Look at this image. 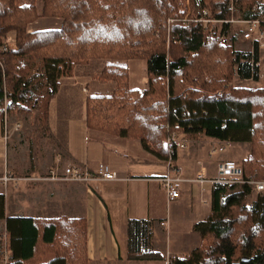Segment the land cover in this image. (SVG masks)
<instances>
[{"label": "trees", "instance_id": "trees-1", "mask_svg": "<svg viewBox=\"0 0 264 264\" xmlns=\"http://www.w3.org/2000/svg\"><path fill=\"white\" fill-rule=\"evenodd\" d=\"M255 0H42L41 15L62 19L58 29L28 31L38 13L33 0H0V120L5 113L38 109L48 118L50 100L76 65L106 60L100 76L108 95L85 99L88 130L139 139L165 162L173 133L247 143L244 179L264 180V79L256 87L233 84L234 72L257 80L249 54L220 45L209 17H229L230 5L251 18ZM15 33V49L2 38ZM258 61V50L254 52ZM145 61L147 87L134 88L123 60ZM258 69L255 70V72ZM6 102V103H5ZM175 154L172 155L174 159ZM247 183L211 186L210 213L193 225L199 245L168 264H264V194L251 204ZM6 264H88L83 219L38 220L5 216ZM127 257L160 261L153 249V222L127 221Z\"/></svg>", "mask_w": 264, "mask_h": 264}, {"label": "crops", "instance_id": "crops-1", "mask_svg": "<svg viewBox=\"0 0 264 264\" xmlns=\"http://www.w3.org/2000/svg\"><path fill=\"white\" fill-rule=\"evenodd\" d=\"M258 62L264 65V49L258 51ZM136 67L145 70L146 76L142 73L134 75V88L141 90L147 86L146 67L139 64ZM91 74L88 68L76 69L60 85L52 99L61 93L62 104L69 106L73 94L68 87L76 85L81 87L82 93H86L85 99L89 95H108L112 90L110 83L98 82L94 88L85 87ZM79 112L81 116L59 118L57 124L51 125L49 120L52 135L56 129L54 126L58 125L60 134L55 139L60 151L56 155L51 154L48 161L41 157L32 163L26 162L16 150L15 136L7 128L3 130L0 120V177L6 172L16 178L5 183L0 180L5 216L38 220L60 217L83 219L88 264H160L167 255L186 256L199 245L200 236L193 230V225L209 215L211 198L210 185L200 186L191 180L202 168L207 177H214L217 165L225 160L240 164L248 156L249 145L247 152L241 155L245 143L224 142L230 147V153L214 162H208L205 157L199 159V152L193 154L189 150H176L174 162L180 166L183 178L190 181L181 184L178 198L167 201L159 181L167 171L165 161L144 149L139 139L88 130L85 125V102L80 104ZM182 139L195 138L183 136ZM200 139L205 147L223 142L207 137ZM239 155L241 157L237 162ZM99 163L108 165L119 179L81 182L50 178V170L61 174L62 168L68 165L74 170L94 171ZM21 177L24 178L17 179ZM198 196L202 205L196 203ZM131 218L153 222V249L163 255V260L127 257V221ZM0 225L5 230L3 219H0ZM157 233L162 236L165 233L164 247L157 243Z\"/></svg>", "mask_w": 264, "mask_h": 264}, {"label": "rangeland", "instance_id": "rangeland-1", "mask_svg": "<svg viewBox=\"0 0 264 264\" xmlns=\"http://www.w3.org/2000/svg\"><path fill=\"white\" fill-rule=\"evenodd\" d=\"M21 1L22 3H25V4H28L29 2H31V0H21ZM33 2L36 7L37 13L39 15L33 22H31L28 25L27 27L28 31L30 32V31H37V30L43 31V30H50V29H58L61 25L62 19L57 18V17H52V16L41 15L42 0H33ZM6 40H8L7 44L10 49L16 48L14 31L8 32L2 38V42L4 44H6ZM228 46H232L235 51L244 52L247 49V45L245 43H242L236 39L230 41ZM105 64H107L106 60H101V59L91 60L85 64L76 65L73 69V73H75V70L78 68H88V70L92 73L91 74L92 78L90 77L87 83L84 84L85 87L87 88L91 86L94 88L95 86H97L98 82L105 83V84H109V83L112 84L111 82L104 80L100 76V72L102 68L105 66ZM136 64H139L140 66L144 68L146 67L145 61L143 60L129 59V60L122 61V65L127 66L129 70V82L132 87H135L134 86L135 85L134 83L135 74L142 73L143 76H146L145 70H143L142 68H137ZM83 66H86V67H83ZM97 68L99 69L97 70ZM130 71H131V76H130ZM258 72L260 75L258 76L257 80L250 79L248 81H243V79L238 77V75L234 72L233 84L236 86H252V87L259 86L262 84V81L264 79V65L259 63ZM85 87H84V90L86 89ZM68 88H70L71 93L73 94L72 102L70 103V105L65 106L62 104L63 98L60 93L58 97H55L54 99L50 100L51 103H49L47 119L43 118L40 115L38 109H35V108L31 109L30 107H28L29 109L22 110V111L14 110L12 112L5 113L3 121H2L3 130L5 131L7 128V130L11 131V133L15 136L14 137L15 138V148L17 151H19V153L26 160V162L30 161L32 163L34 159H39L41 157L43 158V160L48 161L49 156L51 154L56 155V153L60 151L58 148L59 146L57 144L58 142L55 139V137H57V134H60V131L58 130V125L54 126L56 129H55L54 134L52 135L49 130V120L51 121V125H53V124L58 123L57 121L59 118H63V117L71 118V117H76L78 115L81 116V113L79 112L80 104L85 102L86 93H82L80 91L81 87L77 85L73 87H68ZM182 137L183 136L181 134H177V138L182 139ZM204 137L205 136L198 137L195 139H190V140L198 141V150L195 151L193 154H197L199 152V159L205 157V159L208 162L209 161L214 162L217 160V158L227 156L230 153V147L227 144H225L224 150L215 152L212 155L208 156V150L215 145L214 144L209 145L208 147H205L204 145H202L204 143H202L200 138H204ZM199 148H200V151H199ZM182 150H188V149H182ZM241 150L243 152L241 153V155L245 154L248 150V144L245 143L244 147ZM241 155L238 156L237 162L240 159ZM21 178H24V177H21ZM1 186L2 184L0 182V188ZM258 194H264V191L257 192L255 190H252V193L247 200L248 204H251L253 200L256 199V196ZM206 199L208 201L207 203H209V199L208 198ZM196 203L198 205H202V203L200 202V196H198ZM193 206H196V205H193ZM3 235H4V230L2 226L0 225V248H1L0 249V264H4L8 258L7 242ZM156 238L158 240L157 243L161 247H164L165 233L163 234V236L161 235V233H157ZM168 242H169V239H168ZM175 244H176V241H175ZM167 256L168 257L164 259L165 261L163 263L160 262V264H168V259L173 257L171 255H167Z\"/></svg>", "mask_w": 264, "mask_h": 264}, {"label": "built area", "instance_id": "built-area-1", "mask_svg": "<svg viewBox=\"0 0 264 264\" xmlns=\"http://www.w3.org/2000/svg\"><path fill=\"white\" fill-rule=\"evenodd\" d=\"M229 11V17L216 18L213 16L209 17L210 12L205 10L202 17V24L210 27L214 37L220 45H228L230 41L234 39L245 43L247 45L245 52L249 54L252 72L259 76L258 70L255 72V70L258 69L259 62L254 60L253 55L256 49L258 51L264 49V0H255L251 8L253 14L251 18H244L241 11L235 8L233 4L230 5ZM7 42L8 40H6V44L3 46L2 50L9 48ZM168 142L174 145V149L170 151L168 160L165 162L167 166L166 174L159 178V181L162 184L167 201H172L180 196L181 184L185 181H190L183 178L181 173L182 170L180 166L174 162L172 155L175 154L178 149H188L191 152L197 151L198 141L179 139L177 138V133H173ZM225 144L224 142H220L211 147L209 155L224 150ZM49 173L51 179L62 181L89 182L92 180L119 179L118 174L104 163H99L94 171L74 170L71 166L67 165L62 168L61 174H58L56 170H50ZM14 179L16 178L6 172L0 177V180L4 183ZM191 181L198 183L200 186H212L221 183H247L252 185L253 190L257 192L264 191V180L244 179L242 166L231 160L220 162L216 167L214 177H207L204 168H202ZM202 202H205V200H202ZM3 236L7 242L5 230Z\"/></svg>", "mask_w": 264, "mask_h": 264}, {"label": "water", "instance_id": "water-1", "mask_svg": "<svg viewBox=\"0 0 264 264\" xmlns=\"http://www.w3.org/2000/svg\"><path fill=\"white\" fill-rule=\"evenodd\" d=\"M248 259L246 257H242L240 262H247ZM240 262H234L233 264H240Z\"/></svg>", "mask_w": 264, "mask_h": 264}]
</instances>
